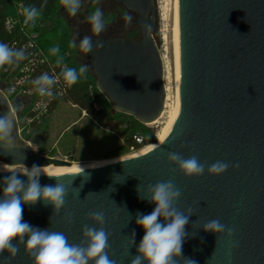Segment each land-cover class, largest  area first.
<instances>
[{
    "label": "water",
    "instance_id": "1",
    "mask_svg": "<svg viewBox=\"0 0 264 264\" xmlns=\"http://www.w3.org/2000/svg\"><path fill=\"white\" fill-rule=\"evenodd\" d=\"M112 1L138 16L141 39L92 36L93 50L85 65L114 114L150 125L161 117L167 97L163 60L154 39L156 2ZM170 12L176 109L166 142L128 160L71 163L41 154L40 139L24 141L16 119L13 134L19 147L10 154L0 149V163L29 169L33 165L92 168L63 178L69 194L59 214L53 215L52 205L38 201L23 205V220L41 230L63 232L70 243L79 244L85 224L99 227L87 213L103 211L104 227L111 233L109 256L117 264H130L137 255L144 236L136 224L137 213L150 214L155 208L140 198L138 185L144 195L149 184L169 179L182 191L177 207H191L194 213L185 228L189 236L183 243L184 258L196 264H264V0H170ZM97 42L104 47L96 49ZM14 106L23 108L20 101ZM8 111L0 97V116ZM169 151L185 158L195 154L208 165L217 160L239 163V168L229 167L220 176L205 172L185 178L172 171ZM8 175L0 172V195ZM20 178L27 181L25 175ZM39 182L56 183L48 176H40ZM68 213L73 214L72 222ZM216 218L236 227L238 247L231 252L224 236L217 239V234L203 230L205 222ZM133 232L135 244L129 249ZM9 255L7 251L0 255V264ZM8 264H32L23 245Z\"/></svg>",
    "mask_w": 264,
    "mask_h": 264
},
{
    "label": "clouds",
    "instance_id": "2",
    "mask_svg": "<svg viewBox=\"0 0 264 264\" xmlns=\"http://www.w3.org/2000/svg\"><path fill=\"white\" fill-rule=\"evenodd\" d=\"M96 2L98 3L99 0ZM60 4L70 16H75L81 9L82 0H60ZM19 11L24 18L25 26L34 25L41 15V10L35 6L21 4ZM124 19L130 23L133 17L125 13ZM88 22L91 25L93 36L99 37L106 27L102 9L97 7L92 11L88 16ZM145 27L150 28L148 25ZM70 47L77 48L76 40L70 42ZM78 47L86 55L92 52V36L85 35ZM103 47V43L100 42L95 45L96 49ZM50 52L54 56L57 55L59 47L51 48ZM26 58L24 49L17 50L8 44L0 43V68H4L5 65L17 64ZM61 62L62 57L57 59V66H60ZM87 73V65H81L78 69L65 65L59 76H50L45 72L34 79L32 84L34 91L39 96L52 97L53 86L59 82L61 77L64 83L71 87L81 78H85ZM128 74L131 73L124 75ZM13 91L15 89H9V92ZM0 97H3L9 107L7 114L0 116V149L5 154H10L19 147L13 134L14 128H16L17 107L10 105L3 94H0ZM167 136L166 130L165 135L160 137L161 143L167 141ZM167 161L169 164L175 165L172 171L179 172L185 178L201 177L205 172L209 176H220L229 167L239 168V163L230 164L227 161L217 160L208 165L206 162H201L195 154L185 158L179 152L171 151L167 153ZM7 171L10 175L3 178L2 195H0V255L7 251L10 254L8 256V261H10L17 256L20 246L23 245L24 252L32 264H90V262L91 264H117V261L109 256L111 233L104 227L105 215L103 211L87 213V219L99 227L85 224L79 244L70 243L63 232L51 229L41 230L23 220V205L34 206L38 201L43 202L46 206L52 205L53 215L59 214L64 208L66 197L69 194L68 186L62 182L63 178L83 175L85 172L83 167L52 168L48 165H33L29 169L23 165L22 170L10 168ZM20 174L27 177L26 182L20 178ZM41 174L55 179L56 183L41 186L39 182ZM71 184L72 179L69 181V185ZM137 192L141 199L155 204V208L150 214L137 213L136 224L144 229V236L137 246V255L132 257L130 264H196V261L184 258L182 254L185 237L189 236L185 228L189 217L194 213L191 207L186 210L177 207V202L182 195L181 189L172 179H169L149 184L144 195H141L138 185ZM72 215V213L66 215L69 222H72ZM202 227L205 232L217 234V239L221 235L224 236L229 241V252L238 247V242L234 240L235 226L229 227L216 218L208 220ZM134 244L135 232L132 233L129 240V249ZM8 261H5L4 264H8Z\"/></svg>",
    "mask_w": 264,
    "mask_h": 264
},
{
    "label": "rangeland",
    "instance_id": "3",
    "mask_svg": "<svg viewBox=\"0 0 264 264\" xmlns=\"http://www.w3.org/2000/svg\"><path fill=\"white\" fill-rule=\"evenodd\" d=\"M157 7V22L154 31V39L160 50L161 56L167 55V87L170 96L169 109L175 104V85L173 73L172 58V36H171V12L170 0H155ZM97 7L102 9L106 20V27L99 37H106L113 33V37H124L133 40H140L141 33L136 25L138 16L129 12L122 6L112 2H96V0H82L81 9L75 16L67 14L65 24L71 30L68 39H61L60 34L54 36L51 34L44 36V39H50L55 47H59L60 52H71L73 57L81 63H86V54L78 48L79 43L76 38L86 32L88 36H93L91 25L88 22L89 14ZM64 10V8H63ZM125 13L133 17L130 23L124 19ZM43 20V31L49 33L53 27L52 22L39 16ZM88 27L82 28V27ZM84 29V30H82ZM84 31V32H83ZM76 40L77 48L70 47V42ZM76 62V63H77ZM169 81V82H168ZM55 112L48 118L46 130H41L45 137L40 153L51 158L64 160L71 163H89V162H107L113 159H122L131 155L147 145L158 142V135L162 128L169 121L165 115L163 119L155 124H142L139 136L145 141L139 145V149L127 147V135L130 122L126 119L125 126H119L118 122L125 120L121 113H113L111 106L97 119H90L87 114L85 117L80 108L63 101L57 107ZM125 115V114H124ZM128 116V115H127ZM131 117V116H130ZM48 133V134H47Z\"/></svg>",
    "mask_w": 264,
    "mask_h": 264
},
{
    "label": "built area",
    "instance_id": "4",
    "mask_svg": "<svg viewBox=\"0 0 264 264\" xmlns=\"http://www.w3.org/2000/svg\"><path fill=\"white\" fill-rule=\"evenodd\" d=\"M25 5V0H9L4 15L0 14V43L8 44L14 49H24L26 59L0 68V91L5 95L10 105L16 101L23 104L22 109L17 108V123L20 137L30 143L35 139L42 142V127L52 115L56 107L65 101L71 87H68L61 77L53 86L52 97H41L34 91L32 81L47 72L50 76L59 74L67 62L57 66L42 47L43 20L37 19L36 23L25 26L23 16L20 15L19 6ZM26 6V5H25ZM66 55V59L70 58ZM9 89H15L9 92ZM136 142L141 145L145 139L137 135ZM43 145V144H42Z\"/></svg>",
    "mask_w": 264,
    "mask_h": 264
},
{
    "label": "trees",
    "instance_id": "5",
    "mask_svg": "<svg viewBox=\"0 0 264 264\" xmlns=\"http://www.w3.org/2000/svg\"><path fill=\"white\" fill-rule=\"evenodd\" d=\"M9 0H0V14L4 15L6 7H8ZM26 6H35L41 10V15L43 18L50 20L52 22V29L49 33H45L42 36V47L45 49L51 60L57 61L58 58L62 57V62H67L69 67L79 68L81 65H85V63L78 62L73 57L71 52H60L57 55H52L50 49L55 47L51 43L50 39H44V36L50 35L53 40L54 36H58L60 34V40L68 39L70 29L66 26V22L64 17H67V10L60 4V0H25ZM64 8V10H63ZM86 28V27H82ZM88 29V28H86ZM84 30V29H82ZM84 32V31H83ZM87 34L86 32H84ZM83 34L81 38L85 36ZM78 49V48H77ZM70 54V58L66 59V55ZM77 62V63H76ZM66 102L72 104L81 109L82 112H85L87 116L95 120L99 116H101L106 109L110 107L108 101L104 98V96L99 92L96 86V78L90 68H88V73L85 78H81L76 84L71 86L68 95L65 99ZM125 120L118 122L119 126L126 125V119L129 120L130 126L127 135V147L139 149L140 146L136 142L135 137L140 135L139 129L141 127V123L138 122L133 117L121 114ZM48 120L44 123L42 130L47 129Z\"/></svg>",
    "mask_w": 264,
    "mask_h": 264
},
{
    "label": "bare ground",
    "instance_id": "6",
    "mask_svg": "<svg viewBox=\"0 0 264 264\" xmlns=\"http://www.w3.org/2000/svg\"><path fill=\"white\" fill-rule=\"evenodd\" d=\"M162 60H163V65H164V82H165V90H166V94H167V97H166V102H165V107H164V111L161 115V117L158 119L159 121L161 119H163V117L165 115L168 116L169 114V121L167 122V124L162 128V131L159 133L158 135V142L157 143H154V144H150V145H147L145 146L144 148L138 150L137 152L131 154V155H128V156H125V158H122L120 160H128V159H132V158H136V157H140V156H143L155 149H157L158 145L160 144V137L164 136L165 135V132L166 130H168L169 126L171 125L173 119H174V114H175V109H176V101H175V104L173 106L170 107V110L169 109V100H170V96H169V92H168V87H167V80H168V77H167V69L169 68L168 67V57L167 55H162ZM169 82V81H168ZM176 98V97H175ZM157 120V121H158ZM156 121V122H157ZM156 122L152 123V124H155ZM150 124V125H152ZM118 159H113V160H110V161H107V162H118L120 161ZM52 168H57V167H54V166H50ZM102 167V166H101ZM10 168H14L16 170H22L23 168H19V167H10V166H7L3 163H0V172H7L9 173L7 170H9ZM95 168H98V167H95ZM88 169H92V168H88ZM88 169H85V170H88ZM23 175V174H21ZM41 176H46L44 174H41Z\"/></svg>",
    "mask_w": 264,
    "mask_h": 264
},
{
    "label": "flooded vegetation",
    "instance_id": "7",
    "mask_svg": "<svg viewBox=\"0 0 264 264\" xmlns=\"http://www.w3.org/2000/svg\"><path fill=\"white\" fill-rule=\"evenodd\" d=\"M101 2H112L113 4H115L112 0H103V1H101ZM86 28H88L87 26H86ZM114 35H113V33H110V34H107L106 35V37H113ZM104 37V36H103ZM76 40H77V42L79 43L81 40H82V38H81V36H78V38H76ZM79 48V47H78Z\"/></svg>",
    "mask_w": 264,
    "mask_h": 264
},
{
    "label": "crops",
    "instance_id": "8",
    "mask_svg": "<svg viewBox=\"0 0 264 264\" xmlns=\"http://www.w3.org/2000/svg\"><path fill=\"white\" fill-rule=\"evenodd\" d=\"M55 110H56V109H55ZM54 112H55V111H54ZM54 112H53V113H54ZM53 113H52V114H53ZM83 115H84L85 117H87V116H86V113H83ZM47 134H48V133H47ZM43 143H44V141H43Z\"/></svg>",
    "mask_w": 264,
    "mask_h": 264
}]
</instances>
